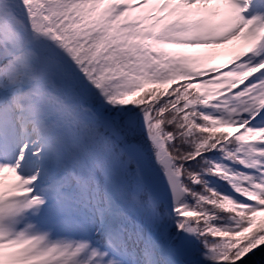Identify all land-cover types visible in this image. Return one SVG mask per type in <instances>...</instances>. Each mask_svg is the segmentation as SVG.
<instances>
[{
	"label": "snow or ice",
	"instance_id": "obj_1",
	"mask_svg": "<svg viewBox=\"0 0 264 264\" xmlns=\"http://www.w3.org/2000/svg\"><path fill=\"white\" fill-rule=\"evenodd\" d=\"M0 264H264V0H0Z\"/></svg>",
	"mask_w": 264,
	"mask_h": 264
}]
</instances>
